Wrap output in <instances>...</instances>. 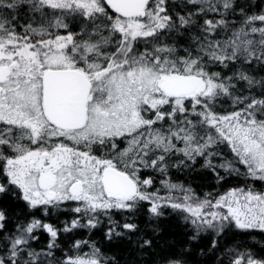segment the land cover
I'll list each match as a JSON object with an SVG mask.
<instances>
[{"label": "snow or ice", "instance_id": "obj_1", "mask_svg": "<svg viewBox=\"0 0 264 264\" xmlns=\"http://www.w3.org/2000/svg\"><path fill=\"white\" fill-rule=\"evenodd\" d=\"M0 264H264V0H0Z\"/></svg>", "mask_w": 264, "mask_h": 264}, {"label": "trees", "instance_id": "obj_2", "mask_svg": "<svg viewBox=\"0 0 264 264\" xmlns=\"http://www.w3.org/2000/svg\"><path fill=\"white\" fill-rule=\"evenodd\" d=\"M197 183H203L205 185H211L212 182L210 180V178L204 180V181H200L198 180ZM238 183V181H234V180H230L225 186L224 188L219 189L220 191H224L226 190L227 187L230 186H235ZM259 187V186H258ZM212 187H205L202 189V191H211ZM165 227L167 228V231L164 234V239L166 240H173V239H178V236H174L173 233L178 232L179 229L176 227V225L174 223H168L165 225ZM161 243H163V240H161Z\"/></svg>", "mask_w": 264, "mask_h": 264}]
</instances>
